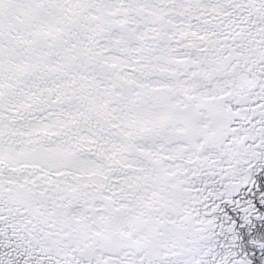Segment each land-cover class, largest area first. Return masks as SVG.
I'll return each mask as SVG.
<instances>
[{"label": "snow or ice", "instance_id": "obj_1", "mask_svg": "<svg viewBox=\"0 0 264 264\" xmlns=\"http://www.w3.org/2000/svg\"><path fill=\"white\" fill-rule=\"evenodd\" d=\"M0 264H264V0H0Z\"/></svg>", "mask_w": 264, "mask_h": 264}]
</instances>
